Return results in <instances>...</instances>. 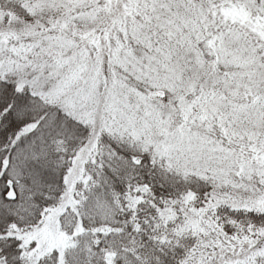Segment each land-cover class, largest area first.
I'll use <instances>...</instances> for the list:
<instances>
[{
    "label": "snow or ice",
    "instance_id": "6c2138e0",
    "mask_svg": "<svg viewBox=\"0 0 264 264\" xmlns=\"http://www.w3.org/2000/svg\"><path fill=\"white\" fill-rule=\"evenodd\" d=\"M0 264H264V0H0Z\"/></svg>",
    "mask_w": 264,
    "mask_h": 264
}]
</instances>
